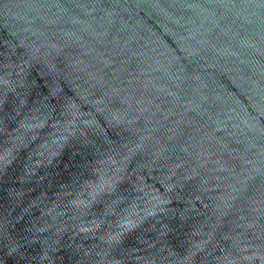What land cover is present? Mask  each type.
I'll use <instances>...</instances> for the list:
<instances>
[{"label": "water", "instance_id": "95a60500", "mask_svg": "<svg viewBox=\"0 0 264 264\" xmlns=\"http://www.w3.org/2000/svg\"><path fill=\"white\" fill-rule=\"evenodd\" d=\"M0 264H264V0H0Z\"/></svg>", "mask_w": 264, "mask_h": 264}]
</instances>
